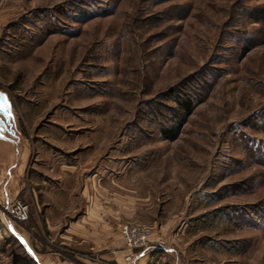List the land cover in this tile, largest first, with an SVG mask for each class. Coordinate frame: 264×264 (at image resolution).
<instances>
[{
	"label": "rangeland",
	"instance_id": "obj_1",
	"mask_svg": "<svg viewBox=\"0 0 264 264\" xmlns=\"http://www.w3.org/2000/svg\"><path fill=\"white\" fill-rule=\"evenodd\" d=\"M0 92L29 209L0 206V264H119L124 224L264 264V0H0Z\"/></svg>",
	"mask_w": 264,
	"mask_h": 264
},
{
	"label": "crops",
	"instance_id": "obj_2",
	"mask_svg": "<svg viewBox=\"0 0 264 264\" xmlns=\"http://www.w3.org/2000/svg\"><path fill=\"white\" fill-rule=\"evenodd\" d=\"M12 130L14 128L12 127ZM2 135L6 137L7 133L2 132ZM20 153L18 147L12 140L0 138V206L3 209H9L10 204L13 203L14 198L18 193L17 178L15 176V170L20 166L17 161ZM128 255L127 251L117 252V258L119 264H156L160 258L164 263L162 264H180L179 260H173V255L170 253H161V257L154 252L149 251H136L134 253L133 260L130 263H125V257ZM185 258V255H183ZM165 258V259H164ZM190 262V261H189ZM187 263L184 259L183 264ZM198 264H202L201 262Z\"/></svg>",
	"mask_w": 264,
	"mask_h": 264
},
{
	"label": "built area",
	"instance_id": "obj_3",
	"mask_svg": "<svg viewBox=\"0 0 264 264\" xmlns=\"http://www.w3.org/2000/svg\"><path fill=\"white\" fill-rule=\"evenodd\" d=\"M10 217L17 224H23L28 220V205L21 198L11 205ZM151 234L152 230L150 228L139 224H124L120 227V236L124 248L128 252L125 257L126 261L131 262L136 251H145L155 245L157 248L165 247L163 241H151Z\"/></svg>",
	"mask_w": 264,
	"mask_h": 264
},
{
	"label": "trees",
	"instance_id": "obj_4",
	"mask_svg": "<svg viewBox=\"0 0 264 264\" xmlns=\"http://www.w3.org/2000/svg\"><path fill=\"white\" fill-rule=\"evenodd\" d=\"M173 100L176 104L179 117L181 116L183 119H187L193 113L195 107L200 103V100H198L195 95L190 94H184L179 97H174ZM162 135L164 136V138L169 139L174 137L172 130L163 131Z\"/></svg>",
	"mask_w": 264,
	"mask_h": 264
},
{
	"label": "water",
	"instance_id": "obj_5",
	"mask_svg": "<svg viewBox=\"0 0 264 264\" xmlns=\"http://www.w3.org/2000/svg\"><path fill=\"white\" fill-rule=\"evenodd\" d=\"M14 123V115L12 112V108L7 96L0 92V138L8 139V137H4L2 135L3 131H6L8 135H13L12 126Z\"/></svg>",
	"mask_w": 264,
	"mask_h": 264
},
{
	"label": "bare ground",
	"instance_id": "obj_6",
	"mask_svg": "<svg viewBox=\"0 0 264 264\" xmlns=\"http://www.w3.org/2000/svg\"><path fill=\"white\" fill-rule=\"evenodd\" d=\"M13 127V126H12ZM3 132H5V133H7L6 131H3ZM3 211L6 213L7 211H6V209H3Z\"/></svg>",
	"mask_w": 264,
	"mask_h": 264
}]
</instances>
